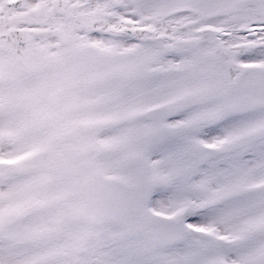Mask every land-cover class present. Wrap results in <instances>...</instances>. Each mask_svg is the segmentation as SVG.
Returning a JSON list of instances; mask_svg holds the SVG:
<instances>
[{"label": "snow or ice", "instance_id": "obj_1", "mask_svg": "<svg viewBox=\"0 0 264 264\" xmlns=\"http://www.w3.org/2000/svg\"><path fill=\"white\" fill-rule=\"evenodd\" d=\"M0 264H264V0H0Z\"/></svg>", "mask_w": 264, "mask_h": 264}]
</instances>
